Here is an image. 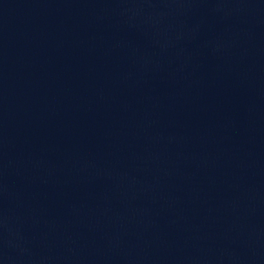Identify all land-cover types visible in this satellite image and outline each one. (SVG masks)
<instances>
[{
  "label": "water",
  "instance_id": "obj_1",
  "mask_svg": "<svg viewBox=\"0 0 264 264\" xmlns=\"http://www.w3.org/2000/svg\"><path fill=\"white\" fill-rule=\"evenodd\" d=\"M261 211L264 0H0L1 235Z\"/></svg>",
  "mask_w": 264,
  "mask_h": 264
}]
</instances>
